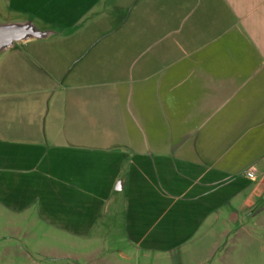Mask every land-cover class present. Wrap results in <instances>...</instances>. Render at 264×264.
Instances as JSON below:
<instances>
[{
  "label": "crops",
  "instance_id": "0c3cea01",
  "mask_svg": "<svg viewBox=\"0 0 264 264\" xmlns=\"http://www.w3.org/2000/svg\"><path fill=\"white\" fill-rule=\"evenodd\" d=\"M0 21L53 31L0 52L2 264H211L217 227L264 210V0H0Z\"/></svg>",
  "mask_w": 264,
  "mask_h": 264
},
{
  "label": "rangeland",
  "instance_id": "374dc122",
  "mask_svg": "<svg viewBox=\"0 0 264 264\" xmlns=\"http://www.w3.org/2000/svg\"><path fill=\"white\" fill-rule=\"evenodd\" d=\"M6 17L4 15L3 18ZM257 204L263 205L264 199ZM222 228L228 233L217 243L221 255L211 258V264H264V210L256 216L255 221L240 218L237 223L217 227L218 231ZM213 244L216 243H207L208 247ZM3 260L0 259V264Z\"/></svg>",
  "mask_w": 264,
  "mask_h": 264
},
{
  "label": "water",
  "instance_id": "95a60500",
  "mask_svg": "<svg viewBox=\"0 0 264 264\" xmlns=\"http://www.w3.org/2000/svg\"><path fill=\"white\" fill-rule=\"evenodd\" d=\"M52 32L40 29L29 21H0V52L17 42L44 38Z\"/></svg>",
  "mask_w": 264,
  "mask_h": 264
}]
</instances>
